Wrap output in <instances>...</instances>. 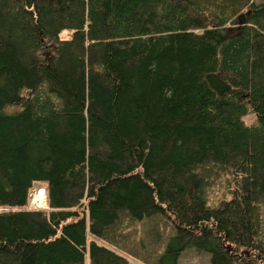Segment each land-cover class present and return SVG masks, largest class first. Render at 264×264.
<instances>
[{"label":"trees","instance_id":"16d2710c","mask_svg":"<svg viewBox=\"0 0 264 264\" xmlns=\"http://www.w3.org/2000/svg\"><path fill=\"white\" fill-rule=\"evenodd\" d=\"M0 207V264H264V0H0Z\"/></svg>","mask_w":264,"mask_h":264},{"label":"rangeland","instance_id":"374dc122","mask_svg":"<svg viewBox=\"0 0 264 264\" xmlns=\"http://www.w3.org/2000/svg\"><path fill=\"white\" fill-rule=\"evenodd\" d=\"M254 3H259L261 0H253ZM247 10H245L244 12H246ZM70 35V32H63L62 36L63 37H68ZM243 121L246 125L250 126L253 125L256 121V117L254 115V113H249L247 115H245L243 117ZM234 183H230L229 184V188H234ZM39 188H46V184L45 183H39V182H35L32 184L30 190H29V195H28V202L27 205L25 206V208L28 209H42L45 211H48V206H47V200L45 198V203L42 201V203H40L39 208L37 206H32L31 203H33V197L37 196L36 192ZM46 194V191H45ZM218 195H220V193H218ZM226 198H230V195L227 194ZM8 210H17V208H8V207H0V211H8ZM87 238L88 241H90L93 237L89 234V232H87ZM97 242L100 245H104L110 249H112L113 247L107 243H105L104 241L101 240H97ZM128 258V263L129 264H145L143 262H140L139 260L135 259L134 257L131 256H127ZM178 264H210V256L209 254L205 253V252H201L198 251L194 248H188L185 249L179 256L178 260H177ZM85 264H88V259H86ZM243 264H250V263H243Z\"/></svg>","mask_w":264,"mask_h":264},{"label":"built area","instance_id":"2783aa9c","mask_svg":"<svg viewBox=\"0 0 264 264\" xmlns=\"http://www.w3.org/2000/svg\"><path fill=\"white\" fill-rule=\"evenodd\" d=\"M37 194H38L37 196L33 197V203H31V205L32 206H37L39 208V205H40V203H42V201L45 203V198H46L45 189L44 188H39L37 190Z\"/></svg>","mask_w":264,"mask_h":264},{"label":"bare ground","instance_id":"6f19581e","mask_svg":"<svg viewBox=\"0 0 264 264\" xmlns=\"http://www.w3.org/2000/svg\"><path fill=\"white\" fill-rule=\"evenodd\" d=\"M36 195H38L37 192H36ZM39 197H40V196H39ZM40 198H41V197H40Z\"/></svg>","mask_w":264,"mask_h":264}]
</instances>
